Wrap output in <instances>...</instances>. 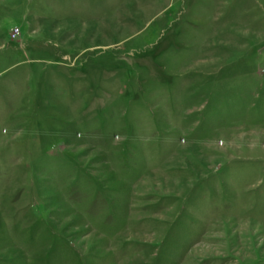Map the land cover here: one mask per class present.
Here are the masks:
<instances>
[{"label":"rangeland","instance_id":"374dc122","mask_svg":"<svg viewBox=\"0 0 264 264\" xmlns=\"http://www.w3.org/2000/svg\"><path fill=\"white\" fill-rule=\"evenodd\" d=\"M0 264H264V0H0Z\"/></svg>","mask_w":264,"mask_h":264}]
</instances>
